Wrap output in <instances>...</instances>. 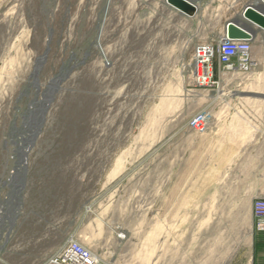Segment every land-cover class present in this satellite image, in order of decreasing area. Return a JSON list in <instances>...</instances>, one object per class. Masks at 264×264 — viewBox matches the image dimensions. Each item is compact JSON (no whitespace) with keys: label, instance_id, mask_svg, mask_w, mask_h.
Returning <instances> with one entry per match:
<instances>
[{"label":"rangeland","instance_id":"rangeland-1","mask_svg":"<svg viewBox=\"0 0 264 264\" xmlns=\"http://www.w3.org/2000/svg\"><path fill=\"white\" fill-rule=\"evenodd\" d=\"M237 1L194 0L186 17L165 0H0V264H45L69 238L102 264L237 260L244 203L179 202L171 217L153 182L155 140L208 99L264 114L261 45L254 78L216 54ZM201 44L209 87L191 71Z\"/></svg>","mask_w":264,"mask_h":264},{"label":"crops","instance_id":"crops-1","mask_svg":"<svg viewBox=\"0 0 264 264\" xmlns=\"http://www.w3.org/2000/svg\"><path fill=\"white\" fill-rule=\"evenodd\" d=\"M237 2L241 10L248 3L261 7L258 0ZM250 31L255 61L250 75L254 78L263 55L258 47L264 49V31L254 26ZM238 102L257 105V99ZM221 105L235 109L224 113L211 108ZM206 106L210 120L205 131L199 133L184 125L155 140L154 201L160 208L163 202L169 203L171 217L178 216L179 202L244 203L248 225L237 242V260L232 264H264V231L256 230L251 212L252 202L264 197V114L257 109L249 115L237 113V99L210 98Z\"/></svg>","mask_w":264,"mask_h":264},{"label":"built area","instance_id":"built-area-1","mask_svg":"<svg viewBox=\"0 0 264 264\" xmlns=\"http://www.w3.org/2000/svg\"><path fill=\"white\" fill-rule=\"evenodd\" d=\"M218 62L226 70L246 72L255 66L249 40H229L221 36L216 46ZM214 50L211 45H198L192 54L191 71L198 86L216 85L213 75ZM210 113L202 111L190 117L187 126L196 132L208 128ZM254 226L264 231V197L256 198L251 205ZM45 264H102L90 250L73 238L67 239Z\"/></svg>","mask_w":264,"mask_h":264},{"label":"water","instance_id":"water-1","mask_svg":"<svg viewBox=\"0 0 264 264\" xmlns=\"http://www.w3.org/2000/svg\"><path fill=\"white\" fill-rule=\"evenodd\" d=\"M258 2L261 3V7L248 3L242 8L240 17L243 21L241 23L235 19L225 23L224 36L226 39L250 40L252 37L250 28L252 26L264 31V0H258ZM165 3L186 17H193L197 12L194 0H165Z\"/></svg>","mask_w":264,"mask_h":264},{"label":"bare ground","instance_id":"bare-ground-1","mask_svg":"<svg viewBox=\"0 0 264 264\" xmlns=\"http://www.w3.org/2000/svg\"><path fill=\"white\" fill-rule=\"evenodd\" d=\"M41 60H43V59H42V56L40 57L39 62H41ZM36 68H38V63H37ZM36 73H37V72H36ZM60 76H61V75H58V76L54 77V78L51 80V82L54 83V82L58 81L59 78H60ZM32 78H33V76H32ZM34 78H36V77L34 76ZM35 81H36V80H35Z\"/></svg>","mask_w":264,"mask_h":264}]
</instances>
